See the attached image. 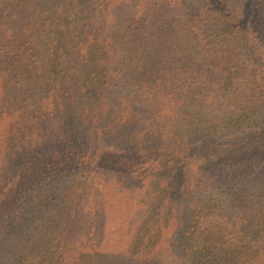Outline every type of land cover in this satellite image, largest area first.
<instances>
[{
	"label": "trees",
	"instance_id": "1",
	"mask_svg": "<svg viewBox=\"0 0 264 264\" xmlns=\"http://www.w3.org/2000/svg\"><path fill=\"white\" fill-rule=\"evenodd\" d=\"M228 1L0 0V264H264V0Z\"/></svg>",
	"mask_w": 264,
	"mask_h": 264
},
{
	"label": "rangeland",
	"instance_id": "2",
	"mask_svg": "<svg viewBox=\"0 0 264 264\" xmlns=\"http://www.w3.org/2000/svg\"><path fill=\"white\" fill-rule=\"evenodd\" d=\"M241 0H229L227 2V5H228V9H229V12L233 15L236 7H237V4H240ZM45 120V119H44ZM110 121V119H109ZM121 121H124V118L122 119L121 117ZM148 123V122H147ZM50 127H52L53 129H55V132H54V139L52 142H50V144H43V145H37L35 146L34 144H30V142H26L24 143L23 140L20 141L14 146L15 148H20L18 150L19 151V155L18 157L21 155L22 157H24L25 155L27 157L31 156L32 154L34 156H42V155H46L47 153H50L51 150H52V147L53 148H56L57 146L54 145L55 144V141L57 138H62L61 137V134H59L57 132V129L56 127L58 126H61L63 129H66L68 126L70 127L71 126V123H65L63 122V118L62 117H59L58 118V121H56V127H53L52 126V122L51 124H48ZM102 123L98 124V125H94V126H89L87 125L86 128H84V125L82 124V128L83 130H87L88 131V137H86L83 141L86 143V147H97L98 148H101L104 146V142L102 141V138H100V140L98 139V136H97V133H92L90 132L92 128H95L97 127V129L99 130V128L101 127ZM130 132V130H126V133ZM92 133V134H91ZM63 135V133H62ZM118 139H121L122 137L121 136H118L117 137ZM109 142L107 143H110L113 141L112 138H110L108 140ZM54 143V144H53ZM113 143V142H112ZM113 148V146H111ZM134 149V147L132 146V142L128 140L127 136H125L124 134V140L123 142L121 143H118L117 142V150H122V151H132ZM21 152V154H20ZM119 177L122 178V176L120 175H117ZM119 180L121 179H116V181H114V184H111L113 185L112 187H110V190L112 191V194L113 195H110L109 196V199H108V202L109 203V206H111V209L113 211L114 214H122V215H127V213H129V211L133 208H135L136 206V201L139 200V191L138 190H132V193H134L135 195L134 196H130L129 195V190L125 189V188H122V189H119L117 188V186H120L119 185ZM49 181V180H48ZM118 181V182H117ZM48 182L47 181H43V182H40L39 184H37L35 187L36 189L38 188H41V187H44ZM134 184H140V181L138 180H134L133 181ZM128 195H127V193ZM131 193V192H130Z\"/></svg>",
	"mask_w": 264,
	"mask_h": 264
}]
</instances>
